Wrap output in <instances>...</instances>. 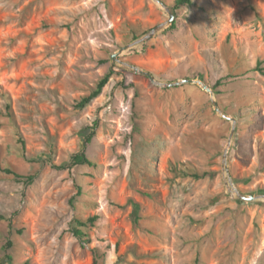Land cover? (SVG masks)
<instances>
[{"label": "rangeland", "instance_id": "1", "mask_svg": "<svg viewBox=\"0 0 264 264\" xmlns=\"http://www.w3.org/2000/svg\"><path fill=\"white\" fill-rule=\"evenodd\" d=\"M160 1L0 0V264H264V0Z\"/></svg>", "mask_w": 264, "mask_h": 264}, {"label": "trees", "instance_id": "2", "mask_svg": "<svg viewBox=\"0 0 264 264\" xmlns=\"http://www.w3.org/2000/svg\"><path fill=\"white\" fill-rule=\"evenodd\" d=\"M193 3H194V0H174L172 8L174 10H176V9L183 7V6L192 5ZM109 77H110V74L106 73L97 82L96 87L91 92L84 95L78 101L76 107L77 108H83V107L87 106L88 104H90L91 101L101 93V91H102L103 87L106 85ZM71 163L73 165H83V164L91 165L92 164L91 160L88 159L87 156L85 155V153L82 151L76 152V153L71 155ZM0 169H1V166H0ZM5 171L11 172L8 168H5ZM14 175H16V174H14ZM194 175H195V177H198V174H194ZM28 178L31 179L32 177L28 176ZM134 207H135V211H136L138 209L137 205L134 204ZM92 219L93 218H91L89 221H92ZM74 222H75V225H73L71 227V231L76 237L80 238L82 235V230L79 227L84 226L85 221H82L81 219L75 218Z\"/></svg>", "mask_w": 264, "mask_h": 264}, {"label": "water", "instance_id": "3", "mask_svg": "<svg viewBox=\"0 0 264 264\" xmlns=\"http://www.w3.org/2000/svg\"><path fill=\"white\" fill-rule=\"evenodd\" d=\"M158 3H160L162 6H164L163 5V3L160 1V0H156ZM171 19H172V15L171 14H169V19H168V21H171ZM162 26V24H159V25H157V26H155V27H153V28H151L150 30H149V32H147L145 35H143L142 37H140V38H138V39H136L134 42H132V43H130V44H128L127 45V47L128 46H130V45H133V44H136V43H138V42H141V41H144V40H147V39H149L160 27ZM117 54L118 53H114V54H112V59H115L116 58V56H117ZM131 68H132V70L134 71V72H138V73H141V74H143V75H145V76H147L152 82H154V83H156V84H158V85H162V86H175V85H179V84H181V83H197V84H199L204 90H206V91H208L210 94H212V91H211V89H210V87L206 84V83H204L201 79H193V78H184V79H182V80H179V81H173V82H166V83H161V82H158V81H156L155 79H154V77H153V75L151 74V73H149L148 71H145V70H142V69H140V68H138V67H136V66H132L131 65ZM212 105L214 106V108L223 116V117H225V118H229V117H227L224 113H222L221 112V110L219 109V107H218V104H217V102L214 100V99H212ZM231 119V118H230ZM232 121H234V119H231ZM233 133V127H232V129H231V133H230V135ZM225 157H226V152L224 153V155H223V158H224V162H223V168L224 169H226V164H225ZM228 181L231 183V184H233V182L231 181V178L230 177H228ZM235 193H236V195L239 197V199H242V200H253V199H256V198H264V194H261V195H258V196H254V195H249V196H246V195H244V194H242L236 187H235Z\"/></svg>", "mask_w": 264, "mask_h": 264}, {"label": "bare ground", "instance_id": "4", "mask_svg": "<svg viewBox=\"0 0 264 264\" xmlns=\"http://www.w3.org/2000/svg\"><path fill=\"white\" fill-rule=\"evenodd\" d=\"M226 183L229 185V192L231 193V195H235V189H234V186L228 181V178H226ZM234 193H232V192Z\"/></svg>", "mask_w": 264, "mask_h": 264}, {"label": "built area", "instance_id": "5", "mask_svg": "<svg viewBox=\"0 0 264 264\" xmlns=\"http://www.w3.org/2000/svg\"><path fill=\"white\" fill-rule=\"evenodd\" d=\"M233 186H234V184H232ZM234 189H235V186H234ZM228 192H229V190H228ZM229 194H230V192H229ZM231 195V194H230ZM235 195H236V193H235ZM232 196V195H231Z\"/></svg>", "mask_w": 264, "mask_h": 264}]
</instances>
